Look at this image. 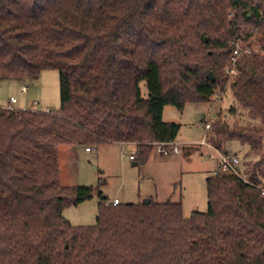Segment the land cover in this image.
<instances>
[{
    "label": "trees",
    "instance_id": "trees-1",
    "mask_svg": "<svg viewBox=\"0 0 264 264\" xmlns=\"http://www.w3.org/2000/svg\"><path fill=\"white\" fill-rule=\"evenodd\" d=\"M241 39L261 51L243 55L229 83L230 43ZM54 69L58 110L0 108V264H264L255 186L264 185V0H0V80ZM228 86L260 122L215 121L218 138L208 140L226 153L232 141L245 144L257 159H240L243 178H207L206 212L105 200L95 225L64 217L94 188L61 183V146L135 143L146 162L150 142H174L180 131L163 120L166 105L180 110Z\"/></svg>",
    "mask_w": 264,
    "mask_h": 264
},
{
    "label": "rangeland",
    "instance_id": "rangeland-1",
    "mask_svg": "<svg viewBox=\"0 0 264 264\" xmlns=\"http://www.w3.org/2000/svg\"><path fill=\"white\" fill-rule=\"evenodd\" d=\"M231 17V14H229ZM256 41L253 39L254 48ZM204 44L197 42L194 49L203 55ZM201 53V54H200ZM230 83V81H229ZM228 83V84H229ZM23 84L28 91L22 93ZM142 97L147 98V83H141ZM19 102L16 108H30L37 110H58L60 108L59 71L45 70L32 77L29 81L0 80V108L8 105L10 97ZM234 106V109L230 108ZM236 108V109H235ZM248 109L241 106L232 94L229 86L221 93L215 94L209 101L186 102L182 109L173 105H166L163 110V120L177 123L180 131L175 142L180 143L179 153L161 154L153 142L154 149L150 152L146 162L129 159L131 152L137 157V144L103 143L93 146L92 151L85 150L82 145H63L59 148L61 183L66 186H92L93 196L76 205L64 208V217L74 226L95 225L96 215L101 203L105 200L112 202H142L144 198L151 200L181 201L183 214L188 217L193 211L208 210V196L206 181L212 176L215 160L208 156V150L199 145L207 130L205 122L215 116V121H225L230 126L235 124H259V118L248 116ZM205 115V121L202 118ZM209 137L218 135L213 131ZM227 145V144H226ZM247 145L232 141L228 150L236 153L240 159L254 162L257 157L250 154L245 156ZM125 150V151H124ZM206 151V153H201ZM106 195L108 198H104ZM158 202V201H156ZM151 203V202H150Z\"/></svg>",
    "mask_w": 264,
    "mask_h": 264
},
{
    "label": "built area",
    "instance_id": "built-area-1",
    "mask_svg": "<svg viewBox=\"0 0 264 264\" xmlns=\"http://www.w3.org/2000/svg\"><path fill=\"white\" fill-rule=\"evenodd\" d=\"M230 46L232 48L231 55L229 59L227 60V64L225 67V73L228 76V79L230 82H234L237 80V78L241 75V71L238 67V61L243 55L251 54L252 52L256 51V49L251 45L250 40H234L230 43ZM28 86L26 84H23L21 87V91L27 92ZM9 103L6 107L2 109H10V110H23L15 107V104L17 103V99L13 96L10 97ZM35 110H37L35 105ZM49 110V109H48ZM215 116H212V119L206 120L205 127H206V134L205 136L200 140L199 144L202 147H205L208 150V156L211 160L216 161V166L214 167L212 174H236L237 176L243 178L242 173L240 171V157L237 156L236 153H226L218 149L214 144L209 142L207 134L212 129V120H215ZM154 144L157 145L158 150L161 154H169L171 152L179 153L181 150L180 143L177 142H154ZM92 150L91 147H87L86 151ZM125 151V150H124ZM129 159L135 161L136 154L131 152L129 155ZM257 188L262 190V193L264 195V185H255ZM113 205L120 204L119 199H114L111 202Z\"/></svg>",
    "mask_w": 264,
    "mask_h": 264
},
{
    "label": "crops",
    "instance_id": "crops-1",
    "mask_svg": "<svg viewBox=\"0 0 264 264\" xmlns=\"http://www.w3.org/2000/svg\"><path fill=\"white\" fill-rule=\"evenodd\" d=\"M27 91H28V89H27ZM23 93H26V92H23ZM18 102H19V101H17V103H18ZM202 118L205 119V115H202ZM118 143H119V144H122V145H124V144H134V143H123V142H118ZM199 145H200V144H199ZM200 146H201V145H200ZM85 150H86V148H85ZM87 151H88V150H87ZM87 151H86V152H87ZM90 151H92V150H89V152H90ZM201 153H202V154H203V153H206V151L201 152ZM215 163H216V161H215ZM215 166H216V164H215ZM213 169H214V168H213ZM104 196H105V197H103V199H104V198H108L106 195H104ZM151 197H153V196H151ZM151 197H149V198H151ZM146 198H147V197H146ZM167 200H171V201H172L173 199H172L171 197H167V199H165V200H159V199H158V200H156V201H158V202H164V201H167ZM120 202H121V201H120Z\"/></svg>",
    "mask_w": 264,
    "mask_h": 264
},
{
    "label": "water",
    "instance_id": "water-1",
    "mask_svg": "<svg viewBox=\"0 0 264 264\" xmlns=\"http://www.w3.org/2000/svg\"><path fill=\"white\" fill-rule=\"evenodd\" d=\"M205 41H208V38H207V37L205 38ZM207 77L210 78V79L213 78L212 72L209 73V74L207 75ZM26 81H29V80L27 79ZM104 197H105V196H104ZM150 202H151V199H150L149 197H147V198H144L143 201H142L141 203H143V204H150Z\"/></svg>",
    "mask_w": 264,
    "mask_h": 264
}]
</instances>
